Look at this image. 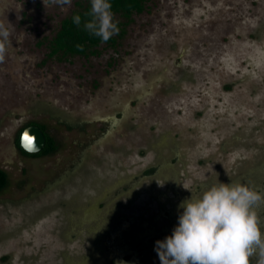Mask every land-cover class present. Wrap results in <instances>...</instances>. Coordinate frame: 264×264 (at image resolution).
<instances>
[{
	"label": "rangeland",
	"instance_id": "374dc122",
	"mask_svg": "<svg viewBox=\"0 0 264 264\" xmlns=\"http://www.w3.org/2000/svg\"><path fill=\"white\" fill-rule=\"evenodd\" d=\"M87 6L0 0V264H161L192 194H264V0H148L114 45L50 57ZM29 123L57 152L20 153Z\"/></svg>",
	"mask_w": 264,
	"mask_h": 264
},
{
	"label": "clouds",
	"instance_id": "9594fccd",
	"mask_svg": "<svg viewBox=\"0 0 264 264\" xmlns=\"http://www.w3.org/2000/svg\"><path fill=\"white\" fill-rule=\"evenodd\" d=\"M71 6L72 0H43ZM90 10L84 15L83 29L107 43L119 33L110 0H90ZM80 27V15L72 17ZM0 37L8 33L0 26ZM83 51V45L77 44ZM5 46L0 43V62L5 58ZM264 203V194L240 183L218 182L202 192L192 194L179 205L182 209L178 226L172 235L156 241L155 251L161 264H264V232L255 210Z\"/></svg>",
	"mask_w": 264,
	"mask_h": 264
},
{
	"label": "trees",
	"instance_id": "16d2710c",
	"mask_svg": "<svg viewBox=\"0 0 264 264\" xmlns=\"http://www.w3.org/2000/svg\"><path fill=\"white\" fill-rule=\"evenodd\" d=\"M148 0H110L112 4V12L114 14H121L129 19L133 14H141L145 10V4ZM90 10V6L83 8L82 10L75 11L70 17L65 19L58 31L56 37L51 42L50 57L59 56H87L92 50L96 49L102 44L114 45L116 38L112 37L107 43H102L100 38L90 35L83 29V21L88 19L85 17V13ZM74 15H80L82 18V24L77 27L72 17ZM83 45V51L77 49L76 45ZM95 52V51H93ZM92 52V53H93ZM28 126H38L45 135L46 145L45 148L38 154H28L21 147V135L24 131L21 130L16 138V146L20 153L24 156H31L34 158L49 156L57 152L58 144L56 140L50 136L47 131V127L42 124L29 123ZM27 126V127H28ZM148 173H151L148 172ZM9 185L8 173L0 169V193Z\"/></svg>",
	"mask_w": 264,
	"mask_h": 264
},
{
	"label": "water",
	"instance_id": "95a60500",
	"mask_svg": "<svg viewBox=\"0 0 264 264\" xmlns=\"http://www.w3.org/2000/svg\"><path fill=\"white\" fill-rule=\"evenodd\" d=\"M31 140V146L28 145V140ZM46 145V138L42 130L38 126H30L26 128L21 135V147L28 154L40 153ZM251 143L249 144V146Z\"/></svg>",
	"mask_w": 264,
	"mask_h": 264
},
{
	"label": "snow or ice",
	"instance_id": "6c2138e0",
	"mask_svg": "<svg viewBox=\"0 0 264 264\" xmlns=\"http://www.w3.org/2000/svg\"><path fill=\"white\" fill-rule=\"evenodd\" d=\"M25 139L28 140V145H29V147H30V146H31V140H30L29 138H27V137H25Z\"/></svg>",
	"mask_w": 264,
	"mask_h": 264
},
{
	"label": "flooded vegetation",
	"instance_id": "af4514ba",
	"mask_svg": "<svg viewBox=\"0 0 264 264\" xmlns=\"http://www.w3.org/2000/svg\"><path fill=\"white\" fill-rule=\"evenodd\" d=\"M27 126H28V124H27L24 128H28V127H30V126H28V127H27ZM24 128H22L21 130H23ZM21 130H20V131H21ZM24 130H25V129H24ZM37 158H40V157H37Z\"/></svg>",
	"mask_w": 264,
	"mask_h": 264
}]
</instances>
